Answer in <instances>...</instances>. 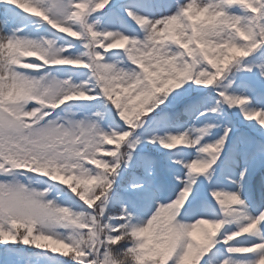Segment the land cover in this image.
I'll return each instance as SVG.
<instances>
[{"label":"snow or ice","instance_id":"1","mask_svg":"<svg viewBox=\"0 0 264 264\" xmlns=\"http://www.w3.org/2000/svg\"><path fill=\"white\" fill-rule=\"evenodd\" d=\"M0 264H264V0H0Z\"/></svg>","mask_w":264,"mask_h":264}]
</instances>
